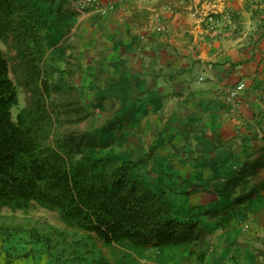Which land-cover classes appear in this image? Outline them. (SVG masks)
Wrapping results in <instances>:
<instances>
[{
    "label": "crops",
    "instance_id": "0c3cea01",
    "mask_svg": "<svg viewBox=\"0 0 264 264\" xmlns=\"http://www.w3.org/2000/svg\"><path fill=\"white\" fill-rule=\"evenodd\" d=\"M29 1L49 86L73 91L96 126L82 130L137 160L135 176L199 236L133 244L131 261L264 264V0Z\"/></svg>",
    "mask_w": 264,
    "mask_h": 264
},
{
    "label": "trees",
    "instance_id": "16d2710c",
    "mask_svg": "<svg viewBox=\"0 0 264 264\" xmlns=\"http://www.w3.org/2000/svg\"><path fill=\"white\" fill-rule=\"evenodd\" d=\"M32 6L29 0H0V210L42 207L66 228L111 245L112 253L115 244L163 246L199 239L164 193L135 176L137 160L94 156L92 149L105 144L91 131L58 130L61 112L50 102L43 75L45 34ZM2 43L15 50L31 93L16 118L19 91L12 72L18 69ZM122 258L130 264L125 252L117 260Z\"/></svg>",
    "mask_w": 264,
    "mask_h": 264
},
{
    "label": "rangeland",
    "instance_id": "374dc122",
    "mask_svg": "<svg viewBox=\"0 0 264 264\" xmlns=\"http://www.w3.org/2000/svg\"><path fill=\"white\" fill-rule=\"evenodd\" d=\"M2 46L14 69H18L17 73L12 72L19 91V103L13 107L16 118L19 110L31 100V93L24 83L12 45L2 43ZM62 89V86L52 85L49 97L61 112L58 130L95 128L91 124L92 111L74 101L73 91L68 93ZM106 152V147L92 149L94 156ZM126 244H115L118 250L112 253L111 245L66 228L56 213L39 206L24 211L8 207L0 210V264H127L124 258L115 262L116 257L126 251ZM129 263L134 264L131 260Z\"/></svg>",
    "mask_w": 264,
    "mask_h": 264
},
{
    "label": "built area",
    "instance_id": "2783aa9c",
    "mask_svg": "<svg viewBox=\"0 0 264 264\" xmlns=\"http://www.w3.org/2000/svg\"><path fill=\"white\" fill-rule=\"evenodd\" d=\"M102 0H77V5L82 10L90 8L91 10L104 11L102 6ZM246 89V83L240 82L237 86L233 87L227 94V101L231 103L234 107H239L242 103V95ZM262 95L264 96V83L261 87Z\"/></svg>",
    "mask_w": 264,
    "mask_h": 264
},
{
    "label": "bare ground",
    "instance_id": "6f19581e",
    "mask_svg": "<svg viewBox=\"0 0 264 264\" xmlns=\"http://www.w3.org/2000/svg\"><path fill=\"white\" fill-rule=\"evenodd\" d=\"M126 245H127V246H125V249H126V248L130 249L131 246H133V245H130V244H126ZM128 249H126L125 253H126L128 256H130L132 253H130ZM131 250H132V249H131ZM131 252H132V251H131Z\"/></svg>",
    "mask_w": 264,
    "mask_h": 264
}]
</instances>
